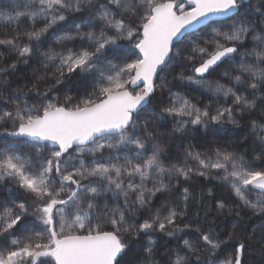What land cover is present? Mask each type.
Wrapping results in <instances>:
<instances>
[{"label": "snow or ice", "instance_id": "1", "mask_svg": "<svg viewBox=\"0 0 264 264\" xmlns=\"http://www.w3.org/2000/svg\"><path fill=\"white\" fill-rule=\"evenodd\" d=\"M0 22L13 28L0 37V87H10L19 62L36 58L44 69L31 87L11 91L13 111L0 112V137L23 138L0 146V183L14 186L0 201V264H121L126 237L140 233L149 239L133 264H212L228 244L225 264H254V238L264 257V223L259 235L233 224L221 239L215 221L204 222L197 240L170 254H158L151 238L191 228L190 187L178 203L151 208L158 194L196 177L226 184L236 216L243 208L264 221V123L250 125V155L217 141V126L264 111V0H0ZM44 37L55 46L44 50ZM225 63L228 83L208 80ZM66 81L75 96L49 97ZM190 90L226 106L198 107ZM156 95L159 111L149 110ZM169 120L170 135L202 133L217 146L189 145L181 163L165 166L159 137ZM121 197L123 207H108ZM141 209L145 218L129 225L125 213ZM225 209L233 210L221 199L217 210Z\"/></svg>", "mask_w": 264, "mask_h": 264}, {"label": "trees", "instance_id": "2", "mask_svg": "<svg viewBox=\"0 0 264 264\" xmlns=\"http://www.w3.org/2000/svg\"><path fill=\"white\" fill-rule=\"evenodd\" d=\"M255 2L256 0H253V3ZM77 15L86 17L87 13L85 12ZM39 26L41 25L38 24L37 27ZM27 27L28 21L24 20L20 27L16 29V31H23ZM12 34L13 28L9 25L3 24V22H0V37L11 36ZM43 41L44 50H47L49 46H55L54 39L44 37ZM124 43H126V41ZM246 45L248 47H251V44L248 41L246 42ZM15 59V55L12 54L4 57L2 62L4 64H8ZM227 67V63L221 64L215 72H212L208 75V80H219L221 83L227 84V79L222 77V73ZM43 71L44 69H42L40 64L37 63L36 58L28 59L27 63H17L16 70L10 71L6 77V83L10 87H0V112L13 111L14 106L11 102V91L18 88L24 89L25 85L31 87V85L35 83L34 77L36 75L42 74ZM49 71H51V69H49ZM75 94V84L72 81H66L64 84H61L59 88H52V90L49 92V97L59 96L62 99L66 95L75 96ZM28 96L33 97V94L28 93ZM193 97L195 98L193 99ZM189 98L192 99L193 103L197 104V106L201 108L211 105L210 110H214L218 105L226 106V102L223 99L217 100V98L212 97L211 94L206 91H191V95L189 96ZM35 102V99H29V103ZM159 107L160 96L156 95L152 98V103L149 110L155 109L159 111ZM253 120L264 123V111L257 110L254 113H246L243 118H239V125L224 123L217 126L224 130L219 134V138H217L218 143L225 146L231 144L232 147L239 148L241 151L247 152L250 155L253 147L252 136L250 133V124ZM172 126L173 121L169 120L167 122V126L160 129L163 135L159 137L162 146L166 148V151L163 154L166 157L167 161L171 164L177 163V159L182 154H184L185 150L187 149V145L197 144V146L202 147L205 150L217 146L213 143H206L202 133L194 134V138L192 139H189L186 136L170 135L169 133ZM244 137H247L248 139L245 140ZM17 139L23 138L13 139L11 137H0V146L3 145V141L5 140L13 142ZM105 155H107V153H105ZM183 185L180 183L179 187H173L171 193L167 196H160L158 194L157 197L153 199L151 212L154 213L165 203H178ZM11 187L14 186L8 182L0 183V201L7 199L9 194L8 189ZM189 187L190 191H192L193 195L196 197V199L190 205L189 209V213L192 216V219L188 220V223L191 224V228L175 233L173 236H166L161 233H156L155 235H153L151 238L157 241L158 254L165 251L169 252L170 254L172 251L177 250L182 245L184 239L197 240L198 234L196 233L195 229L201 226L204 222L215 221L216 231L221 233V239L226 238L224 236L225 233L231 232L232 222H235L237 224L242 223L247 230H251L255 227L256 233L257 235H259L261 229L257 226L261 223H264V221H262L260 218V214L253 216L248 212L240 209V216H236L235 211L233 213H230L229 211L217 210V203L221 200V194L223 193V188L218 182V179H205L203 177H196L193 179ZM208 189H211V192H209ZM121 199L122 197L119 201L109 199L108 207L112 208L117 206V204L120 205ZM195 213H199L198 218L196 217ZM127 215L126 216L129 225L137 223L138 220L142 222V219L145 218L143 209L134 213H127ZM185 219L187 220V217ZM100 222L106 223V221ZM126 239L130 241V251L121 261V264H133V261H135L137 257L142 254L143 247L146 246L149 237L144 233H140L138 236H129L126 237ZM260 247L261 246L255 242L254 238L251 260L255 264H264V257H261L260 255ZM232 252L233 249L230 244L222 245L215 251L213 255L209 257V260L211 262L217 259H221L222 261L227 260ZM157 258H159V255Z\"/></svg>", "mask_w": 264, "mask_h": 264}, {"label": "rangeland", "instance_id": "3", "mask_svg": "<svg viewBox=\"0 0 264 264\" xmlns=\"http://www.w3.org/2000/svg\"><path fill=\"white\" fill-rule=\"evenodd\" d=\"M247 42V41H246ZM245 42V43H246ZM126 43H128L127 41H126ZM253 121H257V120H253ZM257 122H259V121H257ZM260 123V122H259ZM251 125V124H250ZM251 133V132H250ZM252 136V135H251ZM217 138H219V135L217 136ZM218 140V139H217ZM221 143V142H220ZM192 146H194V148H195V150H197V151H204L205 149H203L202 147H199V146H197V144L196 145H192ZM187 147V149L189 148V145H187L186 146ZM149 155H150V153H149ZM162 160H163V162H164V164H165V166H171V165H173V164H171L170 162H168L167 161V159H166V157L164 156V154H162ZM182 160H183V154L177 159V163L176 164H178V163H181L182 162ZM122 162V161H121ZM189 163L190 164H192V165H194V163L195 162H193V161H189ZM138 182V181H137ZM218 182L220 183V185H221V187L223 188V193L221 194V199H223L224 200V202L225 203H227L228 205H229V207L230 208H232L233 210L232 211H229L228 209H225L224 211H229L230 213H233L234 211H235V209L237 208V202H236V199H235V197H234V195L233 194H231L230 192H229V190H228V187H227V185L226 184H224L222 181H220V180H218ZM182 185H183V187H189V185H187V184H185L183 181H181L180 182ZM148 187H152V184H151V182H148ZM254 196H255V193L253 194ZM135 197H132V199H134ZM123 197H122V199H121V202H120V206L121 207H123ZM240 209H242L243 211H246V212H248L250 215H253L250 211H248V210H246V209H243V208H240ZM127 215V213H125V216ZM256 215H259V214H256ZM261 215V214H260ZM128 216V215H127ZM127 216H126V219H127ZM253 216H255V215H253ZM233 224H237V223H235V222H232L231 223V226L233 225ZM38 230V229H37ZM231 231H232V227H231ZM148 241V240H147ZM228 259V258H227ZM225 262H226V260H224V261H222L221 259L219 260V259H217V260H215V261H213L212 262V264H225ZM255 264V263H254Z\"/></svg>", "mask_w": 264, "mask_h": 264}, {"label": "water", "instance_id": "4", "mask_svg": "<svg viewBox=\"0 0 264 264\" xmlns=\"http://www.w3.org/2000/svg\"><path fill=\"white\" fill-rule=\"evenodd\" d=\"M11 138H15V137H11Z\"/></svg>", "mask_w": 264, "mask_h": 264}, {"label": "flooded vegetation", "instance_id": "5", "mask_svg": "<svg viewBox=\"0 0 264 264\" xmlns=\"http://www.w3.org/2000/svg\"><path fill=\"white\" fill-rule=\"evenodd\" d=\"M13 139H16V138H13Z\"/></svg>", "mask_w": 264, "mask_h": 264}]
</instances>
